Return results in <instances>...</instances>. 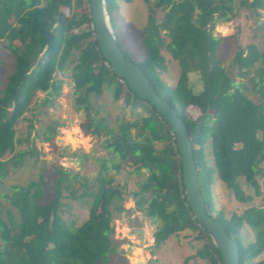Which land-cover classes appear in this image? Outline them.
<instances>
[{
    "label": "trees",
    "instance_id": "obj_1",
    "mask_svg": "<svg viewBox=\"0 0 264 264\" xmlns=\"http://www.w3.org/2000/svg\"><path fill=\"white\" fill-rule=\"evenodd\" d=\"M117 1L105 0L117 42L125 58L139 67L186 125L208 215L219 220L237 242L239 264H264L257 259L264 252V207L251 205L226 215L213 194L215 181L230 190L237 203H249L262 193L258 177L264 183L260 169L264 163V44L237 45L231 60L238 77L246 78L254 70L251 89L261 99L255 103L244 84L235 82L224 66L219 51L228 37L214 36L213 29L219 21H230L238 6L255 10L264 0H239L237 6L234 0H157L150 5L142 29L140 61L130 54L126 43L120 44L123 29ZM91 23L87 0H0V41L6 43L13 59L12 72L0 82V185L9 173V163L21 165L29 153L16 151V125L30 110L38 91L46 94L45 103L60 94L56 73L71 65L76 108L82 107L89 118L87 132L105 137L104 147L120 162L130 164L133 172H147L132 196L135 207L158 223L152 234L154 247L192 230L194 239L203 244L185 260L221 264L217 249L187 205L173 132L150 103L133 93L105 64L89 29ZM163 50L177 67L173 81L164 76L167 60ZM190 74L197 75L199 91L191 87ZM106 87L112 89L114 101L123 99L143 112L133 121L121 122L117 131L89 112L90 95H100ZM190 108L198 109L199 115L193 117ZM51 134L44 133L42 140L51 141ZM7 152L16 153L2 161ZM120 167V163H112L116 172ZM108 169L103 162L95 190L82 185V196L92 201L87 220L79 226L68 224L60 214L62 190L69 186L62 185L64 170L55 169L52 174L54 196L48 203H44L41 176L3 191L8 206L0 209V264H110L109 253L115 251L110 207L122 195L113 185V177L105 175ZM241 180L253 194L244 192Z\"/></svg>",
    "mask_w": 264,
    "mask_h": 264
},
{
    "label": "rangeland",
    "instance_id": "obj_2",
    "mask_svg": "<svg viewBox=\"0 0 264 264\" xmlns=\"http://www.w3.org/2000/svg\"><path fill=\"white\" fill-rule=\"evenodd\" d=\"M156 1H117L123 29L120 44L123 47V44L126 43L125 46L130 54L137 58V61L143 58L142 29L148 21L150 5ZM238 1L234 0L233 3L237 6ZM63 11L68 13L66 8H63ZM159 20L158 16L157 21ZM217 26H226L229 29L228 33L222 35L217 32ZM213 35L228 37L222 42L219 51L224 66L232 72L235 82L241 81L244 84L248 97L253 102L259 103L261 99L251 89L252 82L249 80L254 75V70L252 69L246 78L238 77L236 69L231 65V60L237 45L243 47L250 44L263 46L264 3L262 7L255 10L238 6L235 16L230 21H219L215 24ZM166 40L168 39L166 38ZM5 44L0 41V82H4L13 70V59L4 47ZM162 53L167 60V71L164 76L173 81L177 76L176 64L171 60V55L167 50H163ZM71 68V65H68L63 72L56 73L55 79L60 82V94L49 97L50 101L45 103L46 94L38 91L32 100L30 110L16 125V151L28 150L29 153L24 155L21 165L12 167V163H9V173L0 185V209L8 206L7 199L3 197V191L9 192L12 185L22 186L31 180L39 179V176L45 180L44 203L50 202L54 196L52 174L55 169H61L66 172L64 175L66 180L62 185L69 186L68 189L62 190L60 214L68 224L79 226L87 220L92 201L89 197L82 196L84 191L82 185L86 184L89 190H95L97 188L96 176L100 173L102 163L106 162L109 169L105 175L113 177V185L122 195L121 199L114 201L110 207L112 225L114 226L111 245L115 248V251L109 253L110 264H184V259L192 256L202 246L203 241L194 239L195 231L187 230L171 236L155 250L153 240L149 235L156 229L158 223L146 217L142 211L135 207V200L132 196L138 185L145 180L147 172L145 170H141L139 173L133 172V167L130 164L120 162L118 156L104 147L105 137L98 138L87 132L86 125L89 118L82 107L76 108V95L70 78ZM189 79L193 90L199 91L201 83L197 75L190 74ZM89 103L91 106L89 112L94 119L104 118L106 124L116 131L121 122L133 121L143 113L140 108H132L127 105L123 99L114 101L112 89L107 87L100 95H90ZM189 112L193 117H197L200 113L196 108H190ZM52 128L56 131L54 134H51L50 129ZM73 128L78 129L73 133L75 144L65 139L64 132L61 131L62 129L71 131ZM133 132L134 130H132ZM44 133L51 134L52 140L43 141ZM81 140L86 141L89 146L86 147L84 143H80ZM15 153L7 152L1 160H10ZM113 162L121 164L118 172L112 168ZM260 169L264 172V163L260 165ZM258 181L261 186V195L255 196L251 202L245 204L237 203L230 190L222 183L215 181L213 194L217 206L221 207L226 215L232 211L241 212L251 205L264 207V183L261 177H258ZM241 186L246 194H253L252 189L242 180ZM119 224H122L124 229L122 236L117 235V232L120 231ZM134 229H143L144 234H147L141 245L130 240ZM245 231L246 229L242 230V235ZM127 244H132L135 250L132 255L127 251ZM257 259L264 260V252ZM188 264H203V262Z\"/></svg>",
    "mask_w": 264,
    "mask_h": 264
},
{
    "label": "water",
    "instance_id": "obj_3",
    "mask_svg": "<svg viewBox=\"0 0 264 264\" xmlns=\"http://www.w3.org/2000/svg\"><path fill=\"white\" fill-rule=\"evenodd\" d=\"M93 35L105 63L118 78L139 98L150 103L156 113L169 125L174 134L175 147L180 163L181 182L187 205L193 219L206 231L211 242L217 249L221 264H239L238 244L228 234L223 224L208 215L203 195L201 193L197 171L193 158V147L184 122L177 112L164 101L151 86L139 67L127 60L111 27L105 0H87ZM118 236L123 235L122 224L118 225ZM131 242L141 245L144 241V230L134 229ZM127 251L133 254L132 244H127Z\"/></svg>",
    "mask_w": 264,
    "mask_h": 264
},
{
    "label": "clouds",
    "instance_id": "obj_4",
    "mask_svg": "<svg viewBox=\"0 0 264 264\" xmlns=\"http://www.w3.org/2000/svg\"><path fill=\"white\" fill-rule=\"evenodd\" d=\"M216 31L221 33L222 35H225L228 33L229 29L226 26H217ZM61 131L64 132L65 139H67L70 143L75 144V141H73V133L77 132L78 129L73 128L71 131L62 129ZM79 142L84 143L86 145V147L89 146V145H87L86 141L81 140Z\"/></svg>",
    "mask_w": 264,
    "mask_h": 264
},
{
    "label": "crops",
    "instance_id": "obj_5",
    "mask_svg": "<svg viewBox=\"0 0 264 264\" xmlns=\"http://www.w3.org/2000/svg\"><path fill=\"white\" fill-rule=\"evenodd\" d=\"M153 232H154V231H152V233L149 235V237H151L152 240H153V238H152V234H153ZM182 233H183V232H182ZM146 235H147V234L145 233V234H144V238H146ZM155 250H156V248H155ZM133 253H135L134 248H133ZM195 253H196V252H195ZM195 253H194V254H195ZM152 254H153V252H152ZM154 255H155V254H154ZM154 257H156V255H155ZM185 259H187V258H185ZM185 259H184V264H188V263H191V262H192V263H193V262H199V261H200V260L196 261V260H193V259H190V260H185ZM190 261H191V262H190Z\"/></svg>",
    "mask_w": 264,
    "mask_h": 264
},
{
    "label": "built area",
    "instance_id": "obj_6",
    "mask_svg": "<svg viewBox=\"0 0 264 264\" xmlns=\"http://www.w3.org/2000/svg\"><path fill=\"white\" fill-rule=\"evenodd\" d=\"M90 30L93 31V25L92 23L90 24ZM93 33V32H92ZM106 64V63H105ZM107 65V64H106Z\"/></svg>",
    "mask_w": 264,
    "mask_h": 264
},
{
    "label": "bare ground",
    "instance_id": "obj_7",
    "mask_svg": "<svg viewBox=\"0 0 264 264\" xmlns=\"http://www.w3.org/2000/svg\"><path fill=\"white\" fill-rule=\"evenodd\" d=\"M148 237V236H147Z\"/></svg>",
    "mask_w": 264,
    "mask_h": 264
}]
</instances>
